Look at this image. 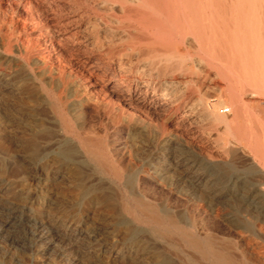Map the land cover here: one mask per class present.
<instances>
[{"label":"rangeland","instance_id":"obj_1","mask_svg":"<svg viewBox=\"0 0 264 264\" xmlns=\"http://www.w3.org/2000/svg\"><path fill=\"white\" fill-rule=\"evenodd\" d=\"M104 1L0 0V264H188L189 257L195 258L198 264H206L198 256L195 257L177 237L165 239L154 235L151 228L134 223L131 217L126 214H123V218L131 226L130 228L120 227L116 222L114 213L111 211V207H116L121 212V201L123 198L128 197L130 193L136 197L140 196L142 198L143 196L161 204L168 203L173 212L187 216L186 220L189 219L187 214L192 208L194 213L192 214L193 217L190 218V225L194 218L199 229L206 227L211 224V213H208L202 192L195 194L194 197L192 196L193 192L190 187L193 181L198 185L219 182L218 187L225 195V211L222 210L220 220L221 224L224 225L223 229L226 230L229 222L233 223L236 219L249 225L250 231H245L240 228V225L237 226L240 229H233L236 231V238L238 239L237 251L241 256V249L244 248L251 255L261 253L260 255L264 257V249H260L264 247V172H262V169H264V163L262 162L264 149L259 145L264 140L261 127L264 126V96L257 93L254 96L252 91L241 86L236 101L232 103L226 91V82L217 78L215 72L205 62L200 61L202 56L199 53L196 40L188 36L185 43L181 44L179 43L181 39L177 38L178 43L175 45L174 50L176 54L189 59L187 64L190 69L192 68V72L186 76L175 72L174 77H171L172 79L162 76L164 73L159 72L161 76L155 75V79L159 80L158 82L161 80V83L176 80L185 85L187 84L190 88L189 95L192 101L195 100L194 102H197L202 95L211 104L220 99L226 123L218 127L220 130L210 128L209 123L211 124V120L209 119L204 125L197 122L199 126H193L192 131L190 129L188 131H177L176 129L164 131L160 122L159 125L157 124L158 128L147 129L140 133L135 138L134 143L127 140L130 135L129 131L115 122L113 111L106 110L107 112L103 111L100 112V115H97L94 110L84 105L85 97L80 91L76 79L68 76L70 67L72 68L69 65L70 59L67 58L65 52L60 53V50L58 52L48 43V39L52 34L49 31L60 33L63 29V26L60 27V25L64 23H70V30L73 33L75 31L78 33L77 41L85 42L87 39L86 42L92 44L95 41L88 25L89 16L91 18L92 16L93 18H107V21L114 18L124 21L121 7H114L113 11L109 10ZM72 6L76 9L73 10ZM83 10L85 11L83 12ZM73 11L76 13H72ZM57 12L62 18L59 17ZM54 17H57V19ZM29 18L30 20H28ZM45 19L49 22H44ZM115 23L113 21L111 25L117 27ZM100 25L104 30L103 21H100ZM43 26H46L45 29ZM139 29L143 34L130 35L145 41L144 39L148 37V33L146 34L145 30L140 27ZM156 33L158 38L163 39V41L171 40V37L163 35V32ZM115 35L117 37L113 41L115 43H112L113 45L109 43L106 47L121 50L126 46L129 33L119 32V35L118 33ZM120 36L123 39L122 43L117 42ZM102 37H104V34H102ZM73 40L71 38L68 43V46L71 44L69 47L73 46ZM46 47L48 48L45 49ZM94 49L95 55L98 54L95 46ZM46 50L52 54L49 55L51 56L50 59L52 58L51 60L45 58L48 54ZM135 57L138 58L135 60ZM135 57V65L141 68L148 66L143 60L145 54L142 53ZM97 59L105 60L107 57L102 56L101 58L97 57ZM140 59L143 61H139ZM142 62L143 66H141ZM172 65L174 66V64ZM52 66L53 68L61 67L62 70L65 69L67 75L61 76L58 71H52ZM169 66L172 68L171 65ZM144 71L145 74H149V69ZM55 72L57 75H55ZM61 84H65L67 88L65 104L68 119L70 121L73 119L72 122L78 125H82L84 121L86 125H95V129L86 128L82 134L85 137H93L97 140L104 139L108 145L111 144L112 154L119 162L121 161L120 166L125 172V179L122 183L118 182L113 176L106 174L105 171H101L99 166L94 164L85 154L82 146L73 140L71 136L65 134L62 112L60 111L59 102L55 99ZM243 102L248 107L245 119L243 117L244 113L240 111ZM235 114H239L238 129L242 127L241 132L238 133L231 132L226 125L233 120ZM102 121L103 123H101ZM214 129L215 131H213ZM247 132H253L254 136L253 141L246 142L248 146L244 141L239 140V137ZM261 135L262 137H260ZM36 136L38 137V145L43 150L55 148L57 140H68L74 143L85 162L86 177L83 185L89 189V192L84 197L80 196L79 184L81 183L71 179L72 176L67 177L68 171L62 169L61 165L46 159L42 161L32 159L31 154H29V147H31L32 138ZM165 139H172L171 147H168V149L171 148L170 150L174 152L172 160L175 161V165L181 162L182 154L185 155V153L191 157V161L197 163L199 170L191 181L182 179V172H174L173 165L167 168H159V170H157L158 168L155 169L157 161L169 153V150L166 149L167 145L165 146ZM256 140L259 141V144ZM124 159L125 161H123ZM170 184L172 185L169 186ZM95 189L101 190L98 191L99 198L107 194L112 198V203L103 205L100 201H97L94 194ZM168 190L171 192H168ZM187 200H194L196 201L194 204H196L192 206V202L188 203ZM231 200L240 201L244 204L235 205L234 209L236 210H233L227 207V205L233 204ZM227 201H230V203ZM15 209H18L19 212L15 213ZM252 209L256 210H254V214L251 213ZM237 210H239V213L235 212ZM15 215L19 218L28 216L27 218L31 219V223H14L13 218ZM190 225L188 229L194 233L195 231ZM255 236L258 237V240L255 239Z\"/></svg>","mask_w":264,"mask_h":264},{"label":"bare ground","instance_id":"obj_2","mask_svg":"<svg viewBox=\"0 0 264 264\" xmlns=\"http://www.w3.org/2000/svg\"><path fill=\"white\" fill-rule=\"evenodd\" d=\"M104 3L109 8V10L112 11L114 7L116 8L121 7L122 14L124 16L123 18L124 21L119 20L117 18H114L111 21H107V18H100V17L93 18V16L91 18V16H89L88 25L91 28L92 31L91 34H93L94 36L93 38L95 41L92 44L87 43L86 42L87 39L85 42L77 41L76 37L78 36V33L76 31L75 32L77 34L75 32L73 33V31L70 30L71 29L70 23H64L63 25H60V27L63 26V29H61L60 33L49 31L52 34L48 39V43L53 49H57L58 52L59 50L60 53L65 52V54H67L68 56L67 58L70 59L69 65L72 66V68L70 67V73L68 74V76L74 77L76 79L79 89L85 97L84 105L94 110L97 113V115H100V112L106 110L113 111L116 120L115 122H117L119 126L121 125L122 128L123 127L127 128V130L129 131L130 135L127 140H130L131 142L134 143L135 138L138 137L140 133H142L147 129L150 130V129L158 128L159 127L158 123L160 122L162 123L161 128L164 131L168 129L170 130L176 129L177 131H184V130L188 131L190 129L192 131L193 129L191 128L193 126H197V127L199 126L197 122H201L202 124L200 125H204V123L208 122L209 119L211 120V124L209 123L210 128L212 127L220 130V128L218 127L226 123L225 116L222 112L223 106L222 104H220V99L216 100L215 103L211 104L208 103L206 97L202 95L199 97L197 102H194L195 100L192 101L191 96L189 95L190 88L187 84L185 85L184 83L177 82L176 80L175 81L164 80L165 82L161 83V80L160 82H158L159 80L155 79L156 76H161L159 72H161L162 74L164 73L162 76L165 77L167 76L170 78L174 77L175 72L182 76H186L188 73L192 72L191 71L192 68L190 69V67L187 64L189 59L185 56L176 54L174 50L175 45L178 43L177 38L181 39V42H179L181 44L185 43L186 38L188 36H191L196 40L199 46V53L202 56L200 61L202 63L205 62L208 65V67L215 72L217 78L223 79L226 82L227 85L226 91L230 96V100L232 101V103L236 101V96L241 86L243 88H247L248 90L252 91L254 93L253 94L254 96H256V93L264 96V0H105ZM90 6L92 7V5ZM72 8L74 7L72 6ZM75 9L76 8H74L73 10ZM18 10L16 11L18 12ZM84 11L85 10H83V12ZM105 12L107 13V11ZM57 13L59 15V12ZM72 13H74V11ZM55 19H57V17ZM28 20H30V18ZM47 21L48 20L44 22ZM100 21L104 22V26H103L105 27L104 30L101 28L102 25H100ZM113 21L116 22L115 24H117V27L111 25ZM139 27L145 30L146 34L148 33L147 34L148 37L146 35L147 38L144 39L145 41H143V39L141 40L139 38L137 39L135 37H131V35L133 34L134 35L143 34V32L139 29ZM119 32L129 33V39L126 42V46H124L123 49L121 50L112 49V47L107 48L106 46L109 45V43L110 44L115 43L113 42L116 37L115 34L118 33L119 35ZM156 32H163V35L165 34V36L169 35L171 37V40L166 42L163 41V39L161 38L159 39L158 36L156 35L157 34ZM6 34L7 32L5 33V35ZM102 34H104V37H102ZM71 38L74 39L73 40L74 42L72 43L73 46L69 47L71 44L68 46V43L71 41ZM122 41L123 39L120 36L117 42L122 43ZM94 46L96 47L98 53L96 55L94 51L95 50ZM47 48L48 47H46L45 49ZM46 51L48 54L46 55L45 58L50 59L51 56L49 55L51 53H49L48 50ZM142 53L145 54V58L143 60L146 64H148V66L144 67L143 66L144 64L142 62L141 66L143 67L141 68L135 65L136 63H134V57L139 56ZM102 56L107 57V59L105 60L97 59V57L101 58ZM137 58L135 57V60ZM64 60L66 61L67 59ZM141 60L142 59H140L139 61ZM139 64L141 63L139 62ZM172 64H174V66ZM169 65H171L172 68H170ZM59 68L61 67L53 68L52 66L51 69L52 71L54 70L58 71L61 76H66L67 73L65 69L62 70V68L61 69ZM147 69H149V74H145L144 70ZM55 75H57V73ZM73 86L75 87L74 84ZM76 88L78 87L76 86ZM66 95H67V88L65 84H61V87L58 89L57 94L55 95V99L59 102L60 105V111L62 112L63 122L65 126V134L71 136L73 140H75L79 145L82 146L85 154L90 158V160L94 164L99 166L101 171H105L106 174L113 176L118 182L122 183L125 179V172L123 171L124 169H122V167L120 166L121 161L119 162V160L115 158L114 154H112L111 151L112 149H110L111 144L108 145L104 139L97 140L93 137L83 136L82 132L86 128L93 130L95 129V125L92 124L86 125L85 121L83 122V124L81 123L82 125H78L72 122L73 119L72 121L68 119L66 113V104H65ZM241 105L242 108L240 111L244 113L243 117L245 119V115L248 111V107L245 102H243V104ZM238 115L239 114H235L233 120L230 121L228 124H226L227 128H229L230 131L234 133H238L239 131L241 132L242 130L241 129L242 127L238 129L237 126V121L239 118ZM101 123H103V121ZM254 126L256 125L254 124ZM261 127H262V133L264 134V126ZM201 129L203 130L202 126ZM213 131H215V129ZM160 135L162 136V134ZM260 137H262V135ZM253 139H254L253 132L252 133L247 132L245 134H242L241 137H239V140L244 141L245 144L246 142L250 143L251 141H253ZM31 141L32 142H31V147H29L30 148L29 154H31L33 160L42 161L46 159L48 161H52L54 163L61 165L62 169L68 171L66 174L67 177L72 176L71 179L73 180L75 179L77 182L81 183L79 184L80 196L84 197V195H86L87 192H89V189L83 185L84 178L86 177V172L84 168L85 162L83 161V158L80 156L79 152L74 146V143L68 140L67 141L57 140V144H56L57 146L55 148H52L51 150H45V149L43 150L38 145L37 136L33 137ZM257 142L259 144V141ZM261 142L262 143L259 145L261 146L262 149H264V140ZM171 144H172V139H167L165 141V146L167 145L166 149L169 150V153L167 154V156L165 157L163 156L164 158L161 157L162 159L157 161L156 163L157 165L155 169L158 168L157 170H159V168H163V167L167 168L173 165L174 172H182L181 173L182 179L184 178L186 181L187 180L191 181L194 178L195 173L199 170V167H197V163L191 161V157L188 154L186 155L185 153V155L182 154V158L180 160L181 162L175 165L174 163L175 161L173 162L172 160V158L174 157L173 156L174 152L170 150L171 148L168 149V147H171L170 146ZM256 147L258 146L256 145ZM262 158H263L262 162L264 163V155L262 156ZM123 161H125V159ZM262 172H264V169H262ZM171 185L172 184H170L169 186ZM218 185L219 182H217L216 184L215 183L212 184L210 182L207 184H199V185L194 181L191 182L190 188L191 191L193 192L192 196L194 197L195 194H199L202 192L205 204L208 208V213H211L210 215L211 218L208 217L210 218L211 224L206 227L204 226L200 229L198 228L196 224V220H194V218L192 224L190 225V218L194 213V209L192 211L191 208V210L187 214L189 219L186 220L187 216L185 217V215H180L173 212L170 209L168 203L161 204L158 203L157 201L149 200L143 196L142 198L140 196L136 197L130 193L128 194V197L123 198L121 201L122 213L119 212V210L116 207H111V211L112 213H114L116 222L120 227L130 228L131 226L129 222H127L123 218V214H126L131 217L134 223L151 228L153 230L154 235L163 237L165 239L166 238L172 239L177 237L184 244V246L192 254L195 255V257L198 256L200 260L202 262H205L206 264H264V257L260 255L261 253H256L255 255L254 254L251 255L250 252L242 248L241 249L242 255L240 256L239 252L237 251L236 247L238 245V239L236 238V231L233 229H236L237 226L240 225L241 226L240 228L244 229L245 231H250L249 225L242 223L239 219H236L233 223L229 222V226H226L227 231L223 229L224 225L221 224L220 220L222 217L221 216L222 210L225 211V199H224L225 195L222 194V191L221 189H219L220 187H218ZM98 191L101 190L95 189L94 191V194L96 195L95 199L97 201H100L101 204L103 205H110V203H112V198L107 194L102 196V198L101 197L99 198ZM169 191L170 190H168V192ZM190 201L187 200L188 203ZM231 201L233 204L232 205L229 204L227 205V207L233 210H236L234 209L235 205L244 204L243 202L240 201H233V200ZM191 202H192V206L196 204V203L194 204V202H196L194 200ZM227 202L230 203V201ZM254 210L253 209L251 210L252 214H254ZM18 212H19L18 209H15V213ZM235 212L239 213V210ZM27 217L25 216L19 218L15 215L14 218L13 217L12 218L14 219V223L27 222L29 224L31 223V219H28ZM189 225L195 231L194 233L188 229ZM255 239L258 240V237L255 236ZM260 249L262 250L264 249V247H261ZM188 264H198V263L196 262L195 258L189 257Z\"/></svg>","mask_w":264,"mask_h":264}]
</instances>
